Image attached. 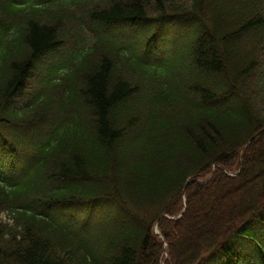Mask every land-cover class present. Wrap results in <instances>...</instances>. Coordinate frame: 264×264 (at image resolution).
Listing matches in <instances>:
<instances>
[{"label": "trees", "instance_id": "trees-1", "mask_svg": "<svg viewBox=\"0 0 264 264\" xmlns=\"http://www.w3.org/2000/svg\"><path fill=\"white\" fill-rule=\"evenodd\" d=\"M49 1L0 0V150L15 178L0 171V264H264V131L243 149L264 128V0ZM86 2L89 28L145 25L162 56H126V39L80 49L71 103L51 109L44 79L70 62L50 61L66 43L56 21ZM184 191L183 216L166 218ZM98 201L111 207L93 224L49 215Z\"/></svg>", "mask_w": 264, "mask_h": 264}, {"label": "rangeland", "instance_id": "rangeland-1", "mask_svg": "<svg viewBox=\"0 0 264 264\" xmlns=\"http://www.w3.org/2000/svg\"><path fill=\"white\" fill-rule=\"evenodd\" d=\"M116 32H118L117 30H116ZM135 34V33H134ZM147 38H150V36H151V32L150 31H147ZM142 42V45H141V48L143 49L144 48V44H145V41H141ZM155 56H158V55H160V53H155L154 54ZM139 81V80H138ZM140 82V81H139ZM26 93H27V90H26ZM47 93V92H46ZM46 98H47V101H49L50 103H51V109H54V108H59L60 107V104L62 103V102H64V101H66V94H60L59 96H54V95H50L49 93H47L46 95ZM23 99V98H22ZM19 100L21 101V99L19 98ZM32 105H36L37 106V101H36V99H34L33 101H32ZM38 110H40V108H38ZM25 154H27L26 152H25ZM20 156V155H19ZM239 161H241V160H239ZM240 169H241V167L239 166L238 168H236V169H234V171H230L229 173V176L231 177V178H236L237 176H239V171H240ZM211 176V175H210ZM209 176V177H210ZM209 177H206L207 179H209ZM231 189V188H230ZM183 201H186V204H187V199L185 198V200L183 199ZM73 214V213H72ZM75 217L79 220V221H82V219H83V217H84V212L82 211V210H80V209H78V210H75ZM93 217H91V216H87L84 220L86 221V222H91V219H92ZM191 230H194V229H191ZM162 235V234H161ZM163 236V235H162ZM159 237V236H158ZM166 247H167V245H166ZM166 254V253H165ZM166 256H167V259L169 258V254H166Z\"/></svg>", "mask_w": 264, "mask_h": 264}, {"label": "bare ground", "instance_id": "bare-ground-1", "mask_svg": "<svg viewBox=\"0 0 264 264\" xmlns=\"http://www.w3.org/2000/svg\"><path fill=\"white\" fill-rule=\"evenodd\" d=\"M12 106L15 105L14 103L11 104Z\"/></svg>", "mask_w": 264, "mask_h": 264}, {"label": "water", "instance_id": "water-1", "mask_svg": "<svg viewBox=\"0 0 264 264\" xmlns=\"http://www.w3.org/2000/svg\"><path fill=\"white\" fill-rule=\"evenodd\" d=\"M253 140V139H252Z\"/></svg>", "mask_w": 264, "mask_h": 264}]
</instances>
